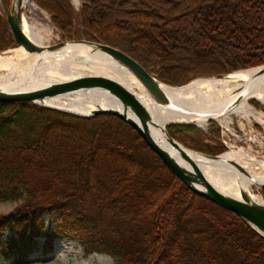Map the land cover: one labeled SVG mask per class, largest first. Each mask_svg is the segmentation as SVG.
<instances>
[{
  "label": "trees",
  "instance_id": "trees-1",
  "mask_svg": "<svg viewBox=\"0 0 264 264\" xmlns=\"http://www.w3.org/2000/svg\"><path fill=\"white\" fill-rule=\"evenodd\" d=\"M33 1L63 39L115 47L170 86L264 66V0H80L79 11L70 0ZM15 46L0 9V52ZM168 133L204 155L226 151L204 142L196 125ZM5 202L16 203L0 216L5 262L27 264L68 240L115 264H264V237L191 191L136 130L108 114L0 103Z\"/></svg>",
  "mask_w": 264,
  "mask_h": 264
},
{
  "label": "bare ground",
  "instance_id": "bare-ground-1",
  "mask_svg": "<svg viewBox=\"0 0 264 264\" xmlns=\"http://www.w3.org/2000/svg\"><path fill=\"white\" fill-rule=\"evenodd\" d=\"M77 3L78 0H75ZM19 0H15L17 10ZM30 8L36 17L37 6L33 0H23V12ZM23 30L34 43L45 45L53 36L51 28L43 23L27 20L23 13ZM22 55L14 61L0 55V90L9 93L32 91L51 83L66 82L85 75L105 76L114 79L136 94L149 110L153 118L162 126L169 122L193 121L201 126L210 118L228 125L232 113L244 117H255L264 124V114L257 117V111L250 105L252 99L264 103L263 68L244 70L232 73L226 78H206L191 82L184 87L162 88L169 94L173 103L186 108L189 114L175 112L157 106L148 90L130 73L109 55L84 43H68L58 51H46L42 54H30L21 47ZM243 95L237 107L230 105L237 97ZM46 105L58 107L79 114H91L97 109L120 107L105 92L83 91L70 95L48 99ZM153 126L151 134L163 148L174 153L182 162L191 165L181 158L179 151L173 148L163 132V128ZM205 178L220 192L242 200V192L250 193L252 199L262 202V198L251 193L253 185L264 184V162L258 160L243 148L231 150L220 159L212 160L190 152ZM231 161L240 164L251 173L249 177L235 168Z\"/></svg>",
  "mask_w": 264,
  "mask_h": 264
},
{
  "label": "water",
  "instance_id": "water-1",
  "mask_svg": "<svg viewBox=\"0 0 264 264\" xmlns=\"http://www.w3.org/2000/svg\"><path fill=\"white\" fill-rule=\"evenodd\" d=\"M0 1L16 45L18 47H23L26 52L30 54H42L46 51L54 52L60 50L68 43H84L91 45L95 49L100 50L101 52L112 57L116 62L132 73L136 79L148 90L152 100L157 106L175 111L176 113L180 112L189 114L186 108L178 106L172 102L169 94L162 88L163 83L155 78L143 65L123 51L106 44L87 40H79L78 42H68L67 40H64V42L58 43L56 45H39L34 43L29 39V37H27L23 30V0H19L17 10L14 8L10 9L5 0ZM262 68V71L264 72V67ZM228 76H230V74L218 75L215 78H226ZM83 91L105 92L111 98H113L120 107L97 109L91 112V114L85 115L43 103L48 99ZM242 98L243 95L237 97L230 105V108L237 107L242 101ZM0 103H33L44 108L58 110L79 117L91 118L101 114H108L121 119L139 133L147 145L161 158L167 168L179 179H181L191 191L202 197H205L211 202L227 210L236 213L262 237H264V203L252 199L250 193H247L246 191L242 192V200L235 199L220 192L205 178L202 171L190 154V152L196 154L199 153L185 147L180 142L173 139L168 133V128L171 125H200L193 121H179L169 122L162 126L153 118L139 97L118 81L105 76L85 75L66 82L51 83L44 87L27 92L9 93L0 90ZM213 121L216 120L210 118L207 120V123ZM153 126H162L163 132L167 138V142L173 148L179 151L181 158L189 163L191 168L185 165L182 160H180L174 153L160 146V144L151 134V128ZM199 155L212 160H217L222 157V155ZM231 164L237 168L239 172L252 177V175L240 164L234 161H231ZM258 186L264 189V184H260Z\"/></svg>",
  "mask_w": 264,
  "mask_h": 264
},
{
  "label": "rangeland",
  "instance_id": "rangeland-1",
  "mask_svg": "<svg viewBox=\"0 0 264 264\" xmlns=\"http://www.w3.org/2000/svg\"><path fill=\"white\" fill-rule=\"evenodd\" d=\"M5 1L10 9L14 8L15 0ZM70 1L75 10L79 11L81 1L78 0L77 3L75 0ZM35 5L37 6V10L35 12L36 17H34L31 9L28 7L24 10V15L30 22L34 20L51 28L53 31V36L44 44L56 45L58 43L64 42L60 30L52 22L50 14L40 8L36 3ZM0 9L7 20L1 1ZM79 40L85 39L81 38L68 42H78ZM21 52V47L15 46L12 49L0 52V55L4 57H10L14 61H17L22 55ZM0 72L7 73V70L1 69ZM254 101L255 100L252 99L250 101V105L257 111V117H260L261 113L264 114V104L262 102L256 101L258 104L257 105L254 103ZM231 116L232 121L228 125L219 121H213L210 123L208 122L205 126H197L204 137L206 136V140L204 139V142L212 146H216V142H220L226 148V151L223 153L243 148L249 154L264 162V124L255 117H244L235 113H232ZM223 153L219 155H222ZM261 191V187L257 185H253L251 188V193L260 196L264 201V196L262 195ZM15 207L16 203H0V216L9 213L10 211L14 210ZM0 264L14 263L13 261L5 262L0 260ZM27 264H115V261L112 257L104 254L96 253L92 255H86L83 248L76 242L57 240L54 244V251L52 253L41 254L40 251H37L30 256Z\"/></svg>",
  "mask_w": 264,
  "mask_h": 264
}]
</instances>
